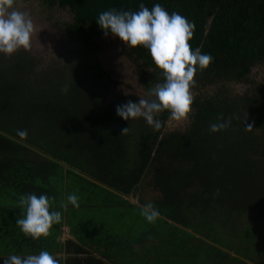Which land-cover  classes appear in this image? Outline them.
<instances>
[{
	"label": "trees",
	"instance_id": "1",
	"mask_svg": "<svg viewBox=\"0 0 264 264\" xmlns=\"http://www.w3.org/2000/svg\"><path fill=\"white\" fill-rule=\"evenodd\" d=\"M141 4L149 10L160 4L194 23L192 50L213 58L205 70L197 65L183 131H166L167 111L156 114L159 131L143 118L116 114L118 105L139 99L111 87L99 53L101 40L113 35L96 21L103 11L138 12ZM42 8L77 45L69 64L36 80L34 57L0 53V264L41 251L58 264H264V244L248 221L253 213L264 230V78L247 85L253 67L264 64V0H42ZM124 53L147 94L164 83L147 48ZM75 72L76 81H87L81 96L68 77ZM89 83L102 94H90ZM228 83L248 89L233 95ZM228 118L230 127L210 131ZM18 130H27L25 140ZM31 194L47 196L50 212L61 213L46 239L33 240L16 225L26 213L20 198ZM73 194L78 207L67 201ZM147 204L159 211L155 222L142 215ZM133 215L145 224L135 234ZM63 224L75 241L58 240Z\"/></svg>",
	"mask_w": 264,
	"mask_h": 264
},
{
	"label": "clouds",
	"instance_id": "2",
	"mask_svg": "<svg viewBox=\"0 0 264 264\" xmlns=\"http://www.w3.org/2000/svg\"><path fill=\"white\" fill-rule=\"evenodd\" d=\"M15 3L16 0H0V53L7 57L20 49L28 52L34 32L28 13L15 8ZM139 8L138 12L115 9L103 11L96 23L105 35L110 32L128 47H144L149 50L154 65L164 76V83L149 89V99L140 98L138 103L129 100L118 105L116 114L125 121L143 118L154 131H159L162 123L156 118L158 113L167 111L170 119L177 122L188 119L192 112L191 89L196 86L194 77L197 65L205 70L213 58L209 54H202L199 48L192 50L190 41L195 25L184 16L176 12L169 14L160 4H155L151 10L143 4ZM217 119L219 121L223 117ZM230 124L231 118L223 123H212L210 131L216 133L225 130ZM252 128L251 124L246 126L247 131ZM127 130L128 128L123 129L122 134ZM17 135L25 140L27 130H18ZM67 201L74 207L79 206L75 194L69 195ZM19 203L26 208V213L22 218L16 219V225L25 236L33 240L46 239L53 225L61 221L60 212H50L49 198L45 195L22 196ZM61 207L66 209L67 204L61 202ZM141 212L148 222H155L160 215L152 204L145 205ZM4 264H58V261L48 251H41L38 255L24 258L12 255Z\"/></svg>",
	"mask_w": 264,
	"mask_h": 264
},
{
	"label": "rangeland",
	"instance_id": "3",
	"mask_svg": "<svg viewBox=\"0 0 264 264\" xmlns=\"http://www.w3.org/2000/svg\"><path fill=\"white\" fill-rule=\"evenodd\" d=\"M14 7L22 12L28 13L29 18L32 20L34 25V32L31 40V49L26 52V54L28 53L32 57H34L37 63L38 69L35 71V74L32 75V78L36 80L40 78L44 73L52 74L51 71H53L54 69H58L60 66L69 64V51L73 49L77 44L66 38L65 33L62 29H60L59 27H55L52 24V22L49 20V13L44 12L42 8V0L19 1L16 5H14ZM51 14H53L55 17H62L67 21L70 20V17L66 12L60 13L54 11ZM101 43L103 49L99 53V57L105 71L109 73L111 81L115 83L114 85H111V87L115 86V93L119 95L131 94L138 99H148V94L143 90L139 82L138 68L124 53L128 46L119 38L114 36L102 39ZM19 51L24 50L20 49L16 53H18ZM252 75L253 83H249L247 85L256 87L261 78H264V64H259L253 67ZM77 76L78 73L75 72L68 77L70 78V80L77 83ZM86 82L81 81L77 83L78 85L76 88L80 90L78 92V96H81V94L83 93V91L81 90H85ZM247 85L228 83L226 85V88L228 89L229 93L233 95H241L248 89ZM90 86L92 89H95V91H88L90 94H97L99 96L100 94H102L101 90L99 91V89H97L98 87H94V85L92 84ZM212 90L213 86L208 87L205 89V93L211 94ZM188 123V119L186 121L177 122L169 118V120L167 121L166 131H183ZM145 197H148L147 199H151L152 196L151 194H149V192H146ZM130 201L136 204L137 194L131 196ZM77 209V216L80 214L84 215L83 213H79L83 212L82 209ZM119 212L125 213L124 210H119ZM134 217V215L131 216L132 229H130L133 234H135L138 230L140 231L145 226L143 222L134 219ZM248 221L251 222L250 228L257 232V239L260 241V244H264V230L262 228L263 224L259 225V223H257L255 215L253 213L248 215ZM116 225L119 228L118 232H120L121 234L123 232H129L128 230H126V228L121 227V225Z\"/></svg>",
	"mask_w": 264,
	"mask_h": 264
},
{
	"label": "crops",
	"instance_id": "4",
	"mask_svg": "<svg viewBox=\"0 0 264 264\" xmlns=\"http://www.w3.org/2000/svg\"><path fill=\"white\" fill-rule=\"evenodd\" d=\"M64 217H65V215H64ZM64 225V224H63ZM69 229L67 228V227H65V225L63 226V232H62V234L60 235V237H59V241L60 242H65L66 240H73V241H75L74 239H73V237L69 234ZM59 257H61V255H58ZM63 257V256H62ZM64 258H65V256H64ZM102 262H104V263H107L105 260H101Z\"/></svg>",
	"mask_w": 264,
	"mask_h": 264
},
{
	"label": "water",
	"instance_id": "5",
	"mask_svg": "<svg viewBox=\"0 0 264 264\" xmlns=\"http://www.w3.org/2000/svg\"><path fill=\"white\" fill-rule=\"evenodd\" d=\"M65 33V32H64Z\"/></svg>",
	"mask_w": 264,
	"mask_h": 264
}]
</instances>
